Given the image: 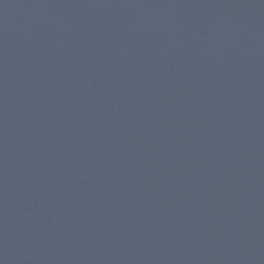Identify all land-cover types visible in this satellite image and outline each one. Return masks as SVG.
<instances>
[{
  "label": "water",
  "instance_id": "95a60500",
  "mask_svg": "<svg viewBox=\"0 0 264 264\" xmlns=\"http://www.w3.org/2000/svg\"><path fill=\"white\" fill-rule=\"evenodd\" d=\"M0 264H264V0H0Z\"/></svg>",
  "mask_w": 264,
  "mask_h": 264
}]
</instances>
